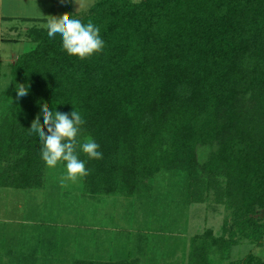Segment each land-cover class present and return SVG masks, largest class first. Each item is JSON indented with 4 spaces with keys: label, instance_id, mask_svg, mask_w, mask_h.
<instances>
[{
    "label": "trees",
    "instance_id": "trees-1",
    "mask_svg": "<svg viewBox=\"0 0 264 264\" xmlns=\"http://www.w3.org/2000/svg\"><path fill=\"white\" fill-rule=\"evenodd\" d=\"M74 18L100 28L104 49L81 60L67 54L59 34L29 31L31 48L11 65L0 123V159L10 167L0 187L40 186L45 162L29 129L38 114L43 124L47 103L53 112H80L78 140H95L103 153L89 159L77 149L90 173L81 179L86 194L141 197L146 181L181 171L190 202L206 201L211 191L214 202L225 201L232 218L222 227L227 235L206 229L192 237L189 264H211L213 253L226 259L240 239L260 244L264 0H98ZM17 84L28 88L19 99ZM204 145L211 148L201 162ZM230 264L264 260L248 254Z\"/></svg>",
    "mask_w": 264,
    "mask_h": 264
},
{
    "label": "rangeland",
    "instance_id": "rangeland-1",
    "mask_svg": "<svg viewBox=\"0 0 264 264\" xmlns=\"http://www.w3.org/2000/svg\"><path fill=\"white\" fill-rule=\"evenodd\" d=\"M96 1L65 0L53 8L57 2L47 0L46 8L52 10L47 16L60 17L64 13L82 16ZM40 11L43 13L45 9ZM5 25L17 27V32L7 35L9 39L20 36L17 41L0 42V123L12 84L9 62L31 48L30 40H25L28 38L26 28L42 24L15 21ZM5 30L1 27V34H5ZM86 138L89 137L82 138L83 142ZM210 148L209 145L199 146L201 162ZM9 168V163L0 159V174H6ZM65 172L64 164H58L55 169L45 164L39 176V187L26 190L0 187V236L3 226L8 230H14L15 224L24 230L30 226V231L23 234L33 236L30 241L35 239L37 244L40 239L43 252L40 264L103 259L136 260L138 264H189L192 237L206 229H211L216 236H226L227 232L222 230L225 219L228 226L231 224V212L225 208V201L219 204L212 200L213 191L206 201L190 202L188 180L181 171L160 172L150 182L146 181L148 189L141 197L91 196L83 191L82 180L61 187L60 179ZM4 176L0 175V180ZM20 241L26 244L29 239ZM15 245L7 241L4 252L7 247L16 251ZM248 254L264 260V234L260 244L240 239L230 248L226 259L213 253L210 261L211 264H230Z\"/></svg>",
    "mask_w": 264,
    "mask_h": 264
},
{
    "label": "clouds",
    "instance_id": "clouds-1",
    "mask_svg": "<svg viewBox=\"0 0 264 264\" xmlns=\"http://www.w3.org/2000/svg\"><path fill=\"white\" fill-rule=\"evenodd\" d=\"M131 2L138 4L140 0ZM46 18L43 26L48 37L54 38L59 34L62 47L70 56L85 60L103 51L105 45L100 36V28L92 22L83 23L70 13ZM16 91L17 99L28 94V88L23 84H17ZM41 112L43 124L38 114L31 123L29 134L39 137L40 154L46 166L55 169L58 164L65 165L66 172L60 179L61 187H66L68 182L76 183L87 177L90 173L85 162L78 158L77 149L89 159H103V153L98 150L100 146L95 140L86 138L83 143L78 140L81 126L85 124L81 113L75 110L71 113L53 112L47 103L43 104Z\"/></svg>",
    "mask_w": 264,
    "mask_h": 264
},
{
    "label": "crops",
    "instance_id": "crops-1",
    "mask_svg": "<svg viewBox=\"0 0 264 264\" xmlns=\"http://www.w3.org/2000/svg\"><path fill=\"white\" fill-rule=\"evenodd\" d=\"M57 2V6L59 4H63L65 0H52ZM44 3L46 5H44ZM47 0H0V42H11V41H17L19 39L20 35H16L17 39L14 38H8L7 35L9 33H12L13 31L17 32V27H12L9 24L15 21L22 22L23 24L31 23V24H42L41 26H35L33 25L31 28H26V37L29 35V31L34 28H42L43 25L46 23V17L47 13H52L51 8L47 9ZM59 7H62L61 5ZM63 8V7H62ZM40 9H45V12H41ZM49 16V14H48ZM56 16V15H55ZM6 29L5 34H1V27ZM13 37V36H11ZM25 38V37H24ZM25 40H29L26 38ZM31 47V46H30ZM30 50V48H29ZM28 50V51H29ZM26 51V52H28ZM24 52V53H26ZM21 53L20 55L24 54ZM20 55L10 60L9 64L12 65ZM19 190V189H18ZM24 190V189H20ZM12 227V226H11ZM10 227V228H11ZM16 228L8 230L7 227L3 226L2 235L0 236V264H27V261L30 260L33 261V264H40L41 263V257L42 253L41 246L39 245L40 239L38 238V244L36 243L35 239H30L33 237H30L29 235H24V232L30 231V226H26L24 229H19L22 227H19L17 224H15ZM38 228V227H37ZM7 229V230H6ZM40 231V230H39ZM12 233V234H10ZM17 239L16 241L13 239ZM29 239L28 243L25 244L22 243L20 240L27 241ZM9 242L12 244H17L14 246V249L16 251H12V247H7V252H4L3 247L5 248V243ZM20 241V242H19ZM22 243V244H21ZM133 260V259H131ZM79 261H89V260H79ZM95 262H121V259L119 260H94ZM126 262V260H124Z\"/></svg>",
    "mask_w": 264,
    "mask_h": 264
}]
</instances>
